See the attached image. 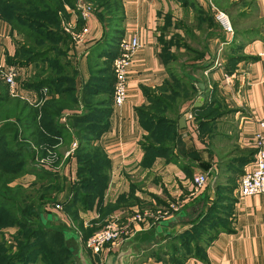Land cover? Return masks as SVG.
<instances>
[{"label": "crops", "instance_id": "crops-1", "mask_svg": "<svg viewBox=\"0 0 264 264\" xmlns=\"http://www.w3.org/2000/svg\"><path fill=\"white\" fill-rule=\"evenodd\" d=\"M199 1L209 10L206 5L209 0ZM250 1L254 5L253 10H249L251 16L245 13L235 19L224 11L230 18L231 29H225L217 21L216 36L204 41V60L209 63L217 58V50L222 51L225 45L230 47L232 53L226 59L232 58V69L225 78L219 67L195 71L198 77L211 83L201 82L205 86L202 99L206 98L207 102L203 104L202 100L198 105L201 107L197 110L198 118L191 120L185 114L187 126L180 128L183 151L175 150L179 158L174 161L145 150L143 142L148 130L141 123L137 109L149 103L145 91H157L170 78L158 52L157 34L161 15L168 11L179 13L181 9L177 11L175 0H123V38L139 37L142 48L134 55L129 93L121 107L113 103V75V112L108 128L97 141V146L104 149L111 161L108 183L102 195L94 198L86 208L78 209L76 220L66 211H55L57 217L53 220L61 225L73 249L79 240L84 241L114 217L119 218L120 224L129 225L124 247L132 246L135 253L141 248L149 249L168 234L191 228V221L213 205L217 192L230 188L227 194L232 201L224 202L230 212L229 230L218 232L207 246L203 259L189 258L184 264H264V193L242 197L239 184H229L235 180L239 183L240 176L254 161L256 121L264 117V0ZM66 27L71 37L67 60L76 71L74 78L79 99L92 78L93 64L98 66L97 63L107 61L106 57L100 60L90 56L105 28L93 11L84 18L79 9L70 7H67ZM85 27L88 32L77 36ZM247 29L255 32L250 37L241 36L240 33ZM16 40L11 26L0 19V57L7 62L9 58L17 59ZM42 62L20 66L17 77L18 87L23 89L29 104L39 108L51 94L44 93L43 88L27 87L26 83L37 76ZM101 82V77L97 76L96 85ZM188 104L190 102L185 105ZM82 108L80 104L76 110L64 109L61 120L65 121L69 113L82 111ZM72 141L77 142V139ZM74 154L75 151L66 156L60 169L66 176L65 188L59 194L63 202L69 198L70 187L77 180L78 160ZM199 171L207 174L208 181L197 190L193 176ZM174 201L179 202V210L169 215L146 214L155 213ZM136 213L147 216L136 222L133 220ZM139 235H149V238L136 240ZM118 252L119 249L106 245L98 259H103V264H113ZM134 255L125 264H165L163 259L154 257L136 261ZM169 257L167 254L165 258Z\"/></svg>", "mask_w": 264, "mask_h": 264}, {"label": "trees", "instance_id": "trees-1", "mask_svg": "<svg viewBox=\"0 0 264 264\" xmlns=\"http://www.w3.org/2000/svg\"><path fill=\"white\" fill-rule=\"evenodd\" d=\"M107 1L108 3L99 4L93 9L105 29L102 39L90 52L91 57L100 60L106 57L107 61L99 62L102 63L101 65L97 63L100 67L93 64L92 78L78 99L74 78L76 71L67 60L71 37L62 27L64 21L62 15L67 16V7L76 8V0H0V19L11 26L12 33L24 35L27 40L24 43L16 40V58L24 60L27 64L39 60L45 61L53 56L50 59L52 62L48 63V68L41 67L37 76L26 83L27 87L48 88L51 97L40 108L33 107L21 99L11 98L5 89V97H0L1 103L7 105L0 114V197L5 200L7 198V204L14 203L11 195L16 197L20 192L25 191L22 185L11 184L15 181L17 174L25 171L35 175L37 180L41 181L38 183L43 189L44 187L49 188L50 196L41 197L40 200L44 205L53 200L56 192H62L65 188L66 176L63 173L59 174L55 168L47 169L36 163V148L46 142H54L55 145L58 142L55 136L62 137L66 143H70L74 138L78 140V147L74 154L78 160L77 180L70 187L69 198L63 203L66 211L70 210L74 216L73 219L78 218V209L86 208L94 198L102 195L108 183L111 161L104 149L97 146V141L108 128V121L113 112L111 107L113 75L110 64L118 55V42L123 38L121 25L124 8L123 0ZM194 8L202 15L212 14L202 5ZM210 19L208 26L212 29L215 22L213 23L212 17ZM112 22L117 25L112 26ZM254 32V29H247L240 35L250 37ZM160 58L167 67L168 62L165 57L160 54ZM228 61H232V58L230 57ZM105 62L108 65H105ZM8 63L14 64L15 60L9 58ZM195 63V71L205 70L212 64L204 60V53H199ZM167 69L170 78L157 91L151 93L145 91L149 103L139 107L137 112L141 123L148 130L145 142H143L145 150L177 161L179 157L175 150L183 151L179 127V119L183 112L181 113L179 108L176 111L175 101L181 98V93L186 92H180L179 87L188 90V97L184 99L182 105L190 102L195 110L201 107L195 105V98L190 94L198 91L196 93L199 97L205 89H197L196 86L199 83L197 80L188 81L191 79L190 74V76L185 73L179 74L171 67ZM97 76L102 79L100 85H96ZM206 102L207 99L203 97V104ZM80 104L83 105L82 111L69 113L67 123L60 121L64 109L76 110L80 108ZM150 105L151 109L148 108ZM2 107L3 105L0 106V111ZM70 124L72 128L69 127ZM229 189L227 188L226 191ZM221 191L223 190L217 192L213 205L191 221V228L184 232L168 234L160 243L149 249L141 248L134 255L136 261L154 257L163 259L165 264H184L189 258L203 259L207 246L218 232L229 230L230 212L228 205L224 202L227 203L232 199L227 193ZM12 192L15 193L12 194ZM5 210L8 216L2 220L8 223H24L26 226L36 223L34 219L28 217L31 211L26 214L23 208L18 210L15 206L6 207ZM41 226L32 234V236L36 235V239H31L27 234L22 236L24 242L21 246L25 243V247L20 246L21 249L17 253L8 252L9 250L1 245L0 264H16L17 260L25 255L28 249L27 244L37 242L36 246L30 245L35 247L32 255L42 253L45 260L50 259L48 264H81L77 255L78 251L75 253L71 245L69 246L64 231L49 229L42 224ZM47 232L54 234L56 241L48 242L52 239L47 237L43 241V235ZM39 235L43 239L40 242L37 239ZM204 235H207L205 245L199 241L205 238ZM146 238H149V235H139L136 240ZM124 246L123 243L120 250L125 248ZM167 254H170L169 259L165 258Z\"/></svg>", "mask_w": 264, "mask_h": 264}, {"label": "rangeland", "instance_id": "rangeland-1", "mask_svg": "<svg viewBox=\"0 0 264 264\" xmlns=\"http://www.w3.org/2000/svg\"><path fill=\"white\" fill-rule=\"evenodd\" d=\"M175 1L178 6L177 11L178 9H181L180 12L175 13V12L168 11L167 13L161 15L160 17L161 24L159 26L158 34H157V43H158V50H159L158 52L159 54H162L167 60L168 62L167 67L174 68V70L176 69L179 74L185 73V75L187 76L195 75V76H190L191 79L188 81L197 80V82L198 81L204 82V83L206 82L207 84H209L210 82L208 80L198 77L194 69V63L196 62V58L199 56V53L201 54L204 53L203 51L204 45H205L204 41L210 40V38H214L217 34V31L215 30V26H213L212 29H209V26H208L209 25L208 22H211L210 17H212L213 23L217 22V19L214 14L215 10H213L212 6L209 4L210 0L209 2L206 3L207 7L212 13L210 14V16L202 15L199 12L195 11L196 8L194 7H197L198 5H202V6L204 5L203 2H201L200 4L199 0H175ZM212 2L214 3L216 8L221 9L223 11H227L230 18H235V19L236 17L241 18L242 16H239V15L240 14L244 15L245 13H250V16H251L252 11L249 12V10H253V7H254V5L251 3L250 0H212ZM104 3H108V1L107 0H76L75 9H79L80 11H82L80 9L82 6H85V7L90 6V8L93 11V9H95L97 5L104 4ZM62 19H64L62 27L65 33L70 35V32L65 29V25L67 24V16L62 15ZM111 24L112 26L117 25V24H114L113 22ZM113 36H116V35H113ZM15 37L17 38V41L19 43L27 42L26 37L24 35H21L15 32ZM121 40L120 42H118L119 43L118 49H120ZM230 53H232V50L230 49V47L226 45H225V49H223L222 51L217 50L216 56L217 55L218 56L215 59V61L211 62L212 64L211 66H209V69L213 67L214 68L219 67L223 70L224 78L227 75H229L232 69V64H231V61H228V59H226V56L230 55ZM23 57L27 58V56H23ZM52 57L53 56L48 57L47 60L43 61L41 64L42 65L41 67L48 68V63L52 62V60L50 62V59ZM25 63L26 62L22 59H16L14 64L18 67L20 71V66H24V65L26 66L29 64V63L27 64ZM99 64L101 65L102 63H99ZM100 65H98V67H100ZM105 65H108V63L105 62ZM110 66L112 67V64H110ZM179 74L176 73V75L181 77ZM184 81H187V80H184ZM114 82H115V77H114ZM196 87L198 90L199 89L202 90L201 88L198 87V84ZM4 89L7 91L8 95L11 98L21 99L23 101L28 102L27 98L23 95L22 88L18 87L16 90L19 93V95H13L11 93V89L9 85L6 84L5 81L0 77V97H5ZM47 90L44 93H48L49 90L48 91ZM179 90L180 92L181 91H186V92L181 93V96H180L181 98L176 99L175 101L176 111H177V108H179L180 109L179 111L181 113L183 112L182 116L187 114V117L189 118V114L191 113L194 119L198 118L199 112H197V110L193 108L192 103L188 104V106L185 105L188 102L182 105V102L184 101V99H187L188 97L187 88L184 90L183 88L179 87ZM196 92L194 93L191 92V94L189 93L192 97L195 98V103L198 100L200 101L203 100L201 98L202 94L198 97V94ZM113 96H114V93H113ZM2 105L3 107L0 111V114L7 106L6 104H2L0 101V106ZM148 108L151 109V105L148 106ZM7 118H11V117H7ZM12 118H15V117H12ZM62 118L63 116L60 118L61 122H64V123L68 122L67 117L65 118L66 119L65 121L61 120ZM69 127L72 128L71 124L69 125ZM54 138L55 140L57 139L58 141L55 145H54V142L52 143L46 142V143H43L44 147L43 145H40V147L36 148L37 149L36 150L37 151L36 163L39 166H46V167H50L53 169L55 168L57 169V171L59 170L58 171L59 174H62L60 172V169L62 168L64 164L63 162L67 160L68 158L66 157L69 155L67 153L75 151V149L78 147V140L77 142L71 141L70 143H66L62 137L55 136ZM73 148L74 150L71 151ZM64 152H66V154H64ZM38 181L39 180H37V177L35 175L30 174L27 171L23 173H19L15 177V181L12 182L11 184L18 185V186L22 185L25 191L21 190L22 192H20L19 195L16 197L15 195L14 196L11 195V197L14 199V203H10V204H7V198L5 200L2 197H0V217H1L0 218V246L4 245L9 250L8 252L17 253L18 251H20L21 247L22 248L25 247V243L23 244V246H21V243L24 242L23 237H22L24 234L29 235L31 239H36V235L32 236V234L35 233V231H38L39 230L38 228L42 227L41 224L46 226L49 229H53V230L57 229L62 232L64 231L60 227L61 225L58 223H55V221L53 220L55 217H57L55 214L56 210L57 211L60 210L61 212L67 210L65 209L64 204H63L65 202L60 200L61 198L59 199V194L61 193V191L56 192L54 194L53 200L49 201L46 205H44V203L41 202L40 200L42 198H46V196H50V190L49 188L46 189V187H44L43 189L41 187L42 185H40ZM229 184L237 185L239 183L235 180V182H229ZM221 192H224V191H221ZM14 193L15 192H12V194ZM225 193H229V191L225 190ZM13 206H15L18 210L23 208L26 214H29V211H31V215L30 216L28 215V217L34 219L36 223L34 225L26 226V224L24 223L13 224V223H8L5 220H2L4 217L8 216V213L6 212L5 208L6 207L12 208ZM66 212L69 214V216L72 219L74 218L70 210ZM112 221L113 220L108 221L107 224L111 223ZM107 224H105L104 226H106ZM206 236L207 235H204L205 238L199 239L200 243L203 245H205V243L207 242ZM46 237L48 239H52V240H48V242L56 241V238H55L56 236L48 232L43 235L44 240L42 239V236L40 235L37 236V239L39 240V242L41 240L45 241V239H47ZM88 238L89 237H86L85 239H83L84 241H82L84 249H85V254L87 258L92 262V264H96L97 260H99L101 264V259H98L101 253L94 257L92 253L89 251V249L86 247ZM58 239L61 242V239L60 238ZM37 243L27 244L28 249L25 255L27 254L28 256L23 255L20 259L17 260L16 264H29V263L48 264L50 259L45 260L43 258L42 253L32 255V251L33 249H35V247L30 246V245L36 246ZM74 247H76L74 249L76 253L80 247L79 241L77 244H75Z\"/></svg>", "mask_w": 264, "mask_h": 264}, {"label": "built area", "instance_id": "built-area-1", "mask_svg": "<svg viewBox=\"0 0 264 264\" xmlns=\"http://www.w3.org/2000/svg\"><path fill=\"white\" fill-rule=\"evenodd\" d=\"M209 4L215 10V17L217 21L225 28L231 29V21L227 13L215 7L214 3L210 0ZM82 16L87 18L92 9L90 6H82L80 8ZM66 30L70 31L66 27ZM88 32V28L85 27L81 34ZM142 48V42L139 37L131 36L129 38H122L120 43V49L118 55L114 58L112 68L114 72V96L113 103L115 107H121L127 100L129 89V74L134 65V55ZM19 75V69L15 64L8 63L5 59L0 57V77L9 85L11 93L13 95H19L16 91L18 88L17 77ZM229 79V77L227 78ZM43 90H47L46 88ZM189 119L193 120L194 117L190 113ZM257 127L253 135V144L255 146L256 154L254 161L249 168L240 176L239 190L242 197L256 195L258 193H264V117L256 121ZM76 144V143H75ZM77 145V144H76ZM74 148L71 150L73 151ZM68 152L67 154H69ZM49 166V165H48ZM208 181L207 174L199 171L194 174L193 182L197 190L203 188ZM179 210V202L176 201L169 203L165 208H158L153 213H146L153 217H164L171 214L173 211ZM145 213H136L134 215V221L140 222L147 216ZM113 221L103 228L95 231L92 236L87 240L86 247L95 257L102 252V249L110 244L112 248L120 249L124 243L127 233L129 232V225H122L119 223V218L114 217ZM103 259H101V264Z\"/></svg>", "mask_w": 264, "mask_h": 264}, {"label": "water", "instance_id": "water-1", "mask_svg": "<svg viewBox=\"0 0 264 264\" xmlns=\"http://www.w3.org/2000/svg\"><path fill=\"white\" fill-rule=\"evenodd\" d=\"M198 86L201 88V89H204L205 86L203 83L199 82L198 83ZM202 98V97H201ZM202 101V100H201ZM201 101L198 100L196 101L195 105L198 106L199 104H201ZM187 126V119H186V116L183 115L181 116V118L179 119V127L181 129L185 128ZM79 250H78V257L81 261V264H92L89 259L87 258L86 254H85V251H84V246H83V242L82 240H79ZM135 254V251L133 249V247L131 246H128V247H125V248H122L121 250H119V252L117 253L116 257H115V260H114V263L113 264H125L126 261L132 257L133 255Z\"/></svg>", "mask_w": 264, "mask_h": 264}]
</instances>
